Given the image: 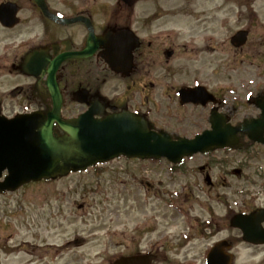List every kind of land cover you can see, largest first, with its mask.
<instances>
[{
    "label": "rangeland",
    "instance_id": "obj_1",
    "mask_svg": "<svg viewBox=\"0 0 264 264\" xmlns=\"http://www.w3.org/2000/svg\"><path fill=\"white\" fill-rule=\"evenodd\" d=\"M193 1L194 13H208L220 4ZM172 4L184 13L183 0ZM222 4L217 19H200V29L203 40L212 28L217 30L212 43L216 50L205 56L223 61L202 68L209 81L215 77L212 69L220 68L219 84L237 107L242 104V118L253 113L245 96L264 91V0ZM184 19L183 14L173 18L180 44L190 38ZM240 28L250 33L237 52L229 38ZM200 65L195 66L200 70ZM16 81L15 75L0 76V93ZM228 86L232 92L225 91ZM11 105L8 102V108ZM172 128L168 131L179 136L188 133ZM246 148L195 154L185 159L183 172H171L164 160L117 158L96 169L3 192L0 264H111L120 255L147 251L157 254L152 264H204L210 246L225 238L233 240L234 264H264V246L244 243L229 223L235 213L264 207V146ZM206 174L211 185L205 182Z\"/></svg>",
    "mask_w": 264,
    "mask_h": 264
},
{
    "label": "flooded vegetation",
    "instance_id": "obj_2",
    "mask_svg": "<svg viewBox=\"0 0 264 264\" xmlns=\"http://www.w3.org/2000/svg\"><path fill=\"white\" fill-rule=\"evenodd\" d=\"M43 1L41 7L34 0H0V6L10 2L17 8L14 26L0 21V76L17 77L14 86L0 93L1 114L38 113L47 119L56 100L60 119L85 115L83 121L89 122L128 111L145 117L157 130L186 128L187 137L211 129L213 114L225 116L232 125L259 114L256 97L264 99V91L245 96L254 114L239 118L242 104L237 107L236 100L224 94L220 68L212 69L211 81L203 73L204 65L215 61L217 65L223 58L205 56L216 50L212 43L217 30L212 28L203 40L200 19H217L222 0L208 13H194L193 0H183L184 13L173 9L172 0ZM182 14L190 38L180 44L173 18ZM73 18V22L61 20ZM243 29L248 31V41L250 30ZM243 46L232 47L239 52ZM198 63L200 70L195 66ZM195 86L204 87L205 97L181 102L179 89ZM231 89L228 86L225 91ZM52 132L63 133L55 120ZM240 136L243 143H250L244 134ZM228 242L233 246L232 239Z\"/></svg>",
    "mask_w": 264,
    "mask_h": 264
},
{
    "label": "water",
    "instance_id": "obj_3",
    "mask_svg": "<svg viewBox=\"0 0 264 264\" xmlns=\"http://www.w3.org/2000/svg\"><path fill=\"white\" fill-rule=\"evenodd\" d=\"M43 6V0H35ZM134 0H128L132 2ZM9 4V3H8ZM14 4L0 7V21L13 25L16 21ZM7 10L9 13H7ZM72 22L73 19L65 20ZM247 31L236 32L231 43L243 44ZM111 67H115L111 64ZM54 100L57 99L52 80ZM182 102L203 99L202 87L179 90ZM48 119L41 114L18 115L7 119L0 116V191H13L29 181L42 178H56L69 171H78L125 155L139 158H162L178 162L183 156L192 155L222 147L239 146L237 133L242 131L257 142L264 143V99L256 100L261 114L257 119L245 121L242 126H231L226 117L213 114L211 129L205 130L192 139L179 137L173 140L167 132H156L149 128L147 121L128 112L107 116L100 120H61L59 105ZM56 120L64 131L62 136L52 134L51 123ZM264 208L249 214H236L231 226L241 229L243 239L251 243H264ZM226 241L221 240L210 248L206 264H232V256L225 253ZM150 256L120 258L113 264H149Z\"/></svg>",
    "mask_w": 264,
    "mask_h": 264
}]
</instances>
